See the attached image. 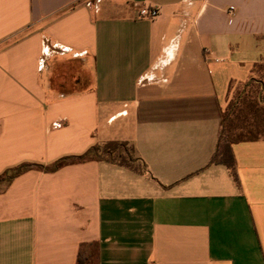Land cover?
<instances>
[{"label":"crops","instance_id":"0c3cea01","mask_svg":"<svg viewBox=\"0 0 264 264\" xmlns=\"http://www.w3.org/2000/svg\"><path fill=\"white\" fill-rule=\"evenodd\" d=\"M110 141L0 182V264H264V0H0V177Z\"/></svg>","mask_w":264,"mask_h":264},{"label":"trees","instance_id":"16d2710c","mask_svg":"<svg viewBox=\"0 0 264 264\" xmlns=\"http://www.w3.org/2000/svg\"><path fill=\"white\" fill-rule=\"evenodd\" d=\"M61 67L54 69V74L52 75L53 85L57 83V78L62 76L63 71ZM233 108V104H230L225 112L222 113L221 134L219 136L215 152L210 159V164H220L225 166L229 170L233 182L238 184L231 144L236 140L255 139L256 137L254 133L244 129L245 126H242L243 122H241L242 116L237 114ZM100 159L116 162L120 167L128 168L134 171L137 168L134 166V162L137 161V159L133 156L132 148H130L125 142L110 141L105 142L102 145H96L82 155L62 157L50 165H21L20 167L13 169L10 174H5L0 177V182L10 181L12 178L18 176L24 171L38 170L50 173L58 170L64 165ZM78 263H80L79 260Z\"/></svg>","mask_w":264,"mask_h":264},{"label":"built area","instance_id":"2783aa9c","mask_svg":"<svg viewBox=\"0 0 264 264\" xmlns=\"http://www.w3.org/2000/svg\"><path fill=\"white\" fill-rule=\"evenodd\" d=\"M233 9L234 8L231 6L228 11L232 13ZM138 15L141 18H154L157 15V12L153 8L141 7L138 10Z\"/></svg>","mask_w":264,"mask_h":264},{"label":"rangeland","instance_id":"374dc122","mask_svg":"<svg viewBox=\"0 0 264 264\" xmlns=\"http://www.w3.org/2000/svg\"><path fill=\"white\" fill-rule=\"evenodd\" d=\"M250 96V95H249ZM253 96H256L255 94H253Z\"/></svg>","mask_w":264,"mask_h":264}]
</instances>
